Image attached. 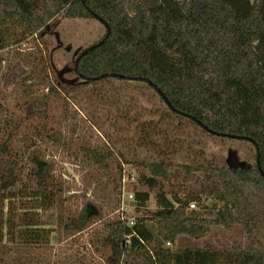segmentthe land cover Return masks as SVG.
Here are the masks:
<instances>
[{
	"label": "trees",
	"instance_id": "16d2710c",
	"mask_svg": "<svg viewBox=\"0 0 264 264\" xmlns=\"http://www.w3.org/2000/svg\"><path fill=\"white\" fill-rule=\"evenodd\" d=\"M59 13L96 18L95 13L104 21H100L104 35L74 62L73 71L80 78L113 77L160 88L176 116L251 138L256 149L252 167L219 166L202 175L199 172L206 167L201 164L133 162L140 169L138 182L146 188L136 191V202L145 207L150 192L159 186L158 208L138 218L134 226L122 220L105 224L111 250L108 262L264 264V175L257 165L259 155L264 172V0H0V26L17 22L31 34H42ZM55 90L51 85L50 93ZM49 97L25 101V115L0 141V239L10 233L29 241L30 235L24 233L32 234L39 225L32 218L34 210L59 207L65 200L63 182L55 178L50 162L34 151L27 157L32 163L27 179L23 177L27 162L13 143L14 131L23 122L47 117ZM82 154L99 163L106 157L89 147L82 148ZM187 186L190 196L178 197L179 189ZM203 199L218 204L214 217L198 210L197 202ZM191 202L196 208H189ZM19 208L24 212L20 217ZM100 216V209L87 202L63 226L78 232ZM213 224L230 229L238 224L245 241L234 240L223 248L172 246L182 237L207 236ZM17 227L23 230L17 232Z\"/></svg>",
	"mask_w": 264,
	"mask_h": 264
},
{
	"label": "rangeland",
	"instance_id": "374dc122",
	"mask_svg": "<svg viewBox=\"0 0 264 264\" xmlns=\"http://www.w3.org/2000/svg\"><path fill=\"white\" fill-rule=\"evenodd\" d=\"M104 33L105 26L94 17L67 18L62 13L42 34L28 33L17 22L0 26V141L25 115V101L50 94L47 117L23 122L14 131L13 143L27 162L23 177L27 179L32 166L27 157L34 151L52 165L55 178L63 182L65 198L59 207L34 210L32 218L39 225L32 234L24 233L30 235L29 241L22 235L2 236L0 264H110L105 224L116 219L123 200L120 189L135 195L146 190L138 182L140 169L135 161L201 164L206 167L201 175L219 166L256 164L253 143L213 135L176 116L145 82L113 77L91 81L76 75L78 54ZM51 85L56 88L52 93ZM84 147L105 154L104 162L85 158ZM159 191L157 186L150 192L145 207L128 201L127 216L138 219L155 211ZM190 192L187 186L176 195L189 197ZM172 196L168 193L175 201ZM87 202H93L101 216L90 219L81 231H67L65 219L78 214ZM217 205L207 199L197 202L200 213L208 217L215 216ZM16 214L20 217L24 212L19 208ZM147 224L155 232L154 225ZM234 240L245 241L238 224L232 229L213 224L207 236L182 237L172 246L223 248Z\"/></svg>",
	"mask_w": 264,
	"mask_h": 264
},
{
	"label": "built area",
	"instance_id": "2783aa9c",
	"mask_svg": "<svg viewBox=\"0 0 264 264\" xmlns=\"http://www.w3.org/2000/svg\"><path fill=\"white\" fill-rule=\"evenodd\" d=\"M135 179V178H134ZM125 181L126 178H123ZM120 193H122V198H120V203L118 208L116 209V219L115 220H122L125 221L129 226H134L137 222V219L133 216H127L128 212V201H137L136 200V195L134 193H128L124 189H120ZM127 196L128 199H124V197ZM190 209L196 208V204L194 202H191L189 205ZM167 245L171 246V243L168 242Z\"/></svg>",
	"mask_w": 264,
	"mask_h": 264
},
{
	"label": "water",
	"instance_id": "95a60500",
	"mask_svg": "<svg viewBox=\"0 0 264 264\" xmlns=\"http://www.w3.org/2000/svg\"><path fill=\"white\" fill-rule=\"evenodd\" d=\"M94 16H95L96 18H98L99 21L104 22L103 19H101L97 14L94 13ZM106 26H107V28H108V32H109V31H110V30H109V27H108V25H106ZM87 51H88V50H84L82 53L84 54V53H86ZM81 55H82V54H81ZM81 55L77 58V60H76V64L78 63V61H79ZM75 69H76V67H75ZM104 76H105V75H102L101 77H104ZM112 76H114V77H120V78L123 77V75H121V74H116V73H113ZM150 84L153 85V83H150ZM153 86H154V85H153ZM156 90H157V92L163 97L164 101L168 104V106H170V108L173 109V107L171 106L170 101H169V100L167 99V97L163 94L162 90H161L160 88H157ZM173 110H174V109H173ZM195 120L197 121V123H198L201 127H203L205 130H207L209 133H211V134H213V135H218V136H223V137H231V138H238V139H245V140H248V141H250V142H254L251 138H248V137L233 136V135H230V134H224V133H220V132L214 131V130L208 128L206 125H204L201 121H198L197 119H195ZM255 144H256V143H255ZM257 165H258V168H259L261 174L264 175V172H263V170H262V168H261V165H260L259 155L257 156Z\"/></svg>",
	"mask_w": 264,
	"mask_h": 264
}]
</instances>
